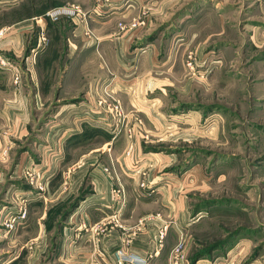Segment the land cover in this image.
<instances>
[{
  "label": "crops",
  "instance_id": "0c3cea01",
  "mask_svg": "<svg viewBox=\"0 0 264 264\" xmlns=\"http://www.w3.org/2000/svg\"><path fill=\"white\" fill-rule=\"evenodd\" d=\"M78 1L76 5L85 10L94 4V0ZM170 5L169 0L147 4L132 0L92 16L90 26L101 38L97 50L85 42L78 20L50 25L49 45L39 51L30 46L33 22L27 15L0 22V28H7L0 38V59L9 63L0 65V78L14 84L12 87L10 82L11 91L3 94L0 110L4 121L0 149L9 147V161L17 141L33 130L36 117L45 113L50 117L43 127V148L38 145L37 153L41 156L38 165L51 169L53 178L45 192L30 202L35 203L27 204L28 217L17 231L22 238H29L20 246L26 250L21 254L24 264H37L41 259L50 231L47 211L71 199L85 184L90 188L82 199L87 202L89 227L87 264H118L114 256L118 249L142 258L144 264H170L178 243L182 242L186 251L192 246L193 230L203 218L192 217L189 197L198 173L192 167L174 173L175 159L161 149L166 143L170 147L180 135L169 130L171 114L161 109L165 99L171 104L172 76L167 68L157 67V49L152 44L145 49L138 45L147 33L145 28L151 27L157 16L163 17ZM143 9L147 10L145 32L138 28L126 35L119 30L117 22L128 23ZM186 87L187 80L179 77L177 88ZM114 100L123 105L124 125L107 112L106 104ZM129 126L134 129L131 148L126 135ZM24 153L23 160L29 155ZM137 157L143 158L139 165L134 164ZM16 163L10 173L4 166L0 168V190L13 185L20 165ZM20 186L14 189L29 191L28 186ZM114 189L121 194L113 193ZM34 206L47 208L33 215L29 210ZM160 230L164 231L162 239ZM13 235L14 231L0 226L3 254L10 253L5 264H17L16 256L8 250Z\"/></svg>",
  "mask_w": 264,
  "mask_h": 264
},
{
  "label": "rangeland",
  "instance_id": "374dc122",
  "mask_svg": "<svg viewBox=\"0 0 264 264\" xmlns=\"http://www.w3.org/2000/svg\"><path fill=\"white\" fill-rule=\"evenodd\" d=\"M144 1L147 4L152 0ZM75 2L79 1H2L0 22L27 15L33 22L29 37L30 46H34L38 28L32 18L56 6L76 5ZM169 2L170 9L163 17L158 19L157 16L151 27L145 28L147 23L142 27L147 33L138 40V45L145 49L152 44L157 49V67L167 68L172 76L171 104L165 99L161 109L171 114L167 119L169 130L180 135L170 147L166 143L161 149L175 159L174 173L189 167L198 173L189 197L195 215L192 217L203 218L193 230L192 246L186 251L183 244V262L264 264V0ZM10 6L14 9H4ZM46 23V32L50 25L56 24ZM48 45L49 42L44 49ZM179 77L187 80L188 87L177 88ZM10 82L0 78V110L3 94L11 91ZM37 118L31 133L17 141L10 161L8 155L5 162H9L0 168L4 166L10 173L16 162L23 161L25 151L24 155L28 153L32 158L33 171L38 168L47 171L50 182L52 171L46 165H38L41 156L37 153L38 145L43 148V127L50 122V117L45 113ZM3 123L0 117V126ZM130 128L133 126L127 130ZM141 160L142 157H137L134 164L139 165ZM15 173L13 187L8 184L5 188L9 189L8 195L7 190H0V204L17 206V213L21 206L26 210L24 219L14 230V243L8 249L16 256L17 264H24L21 254L26 250L20 246L29 238H22L17 231L28 217V205L34 204L30 202L38 196L24 201L13 198L14 193H24L14 188L21 187L20 184L28 186L19 168ZM88 193L90 188L85 184L71 199L47 211V230L50 231L37 264H87L89 227L87 202L82 199ZM113 193L119 194V191L114 189ZM43 198L42 195L44 201ZM36 207L29 210L34 211L33 215L47 208ZM56 217V221L52 219ZM2 240L0 238V264H5L4 259L10 253L3 254Z\"/></svg>",
  "mask_w": 264,
  "mask_h": 264
},
{
  "label": "built area",
  "instance_id": "2783aa9c",
  "mask_svg": "<svg viewBox=\"0 0 264 264\" xmlns=\"http://www.w3.org/2000/svg\"><path fill=\"white\" fill-rule=\"evenodd\" d=\"M8 1V0H0ZM144 1V0H143ZM124 2H132V0H94L93 6L85 10L78 5H60L46 10L45 12L34 16L32 20L35 21V25L38 28L37 31V42L33 46L35 50H42L49 42L47 32H46V22L50 23H58L61 20L70 21L72 24H75L74 20H78L79 24L82 26L81 35L84 38L85 42L93 46L95 50L98 49L99 44L101 42V38L95 33L93 28L90 26V19L92 16H99L108 11H110L115 4H122ZM146 16L147 10L143 9L140 15L137 17H133L130 19L128 23L119 21L117 22V26L120 31L125 32L126 35L132 34L136 29L142 28L146 25ZM7 28L0 29V38L5 34ZM4 58L0 59V65L6 66L9 65L8 61ZM100 105H104L103 102H100ZM106 108L109 109V113L115 119H119L120 124L125 122V115L123 113L122 105L120 101L114 100L113 103L106 104ZM134 129L130 128L126 130L127 137L129 139V148L132 147V138H133ZM9 155V148L3 147L0 149V163L5 162ZM33 162L31 161V157L29 155L25 156V160H23L22 164H20L19 171L21 175L25 178L26 184L28 185L29 191L17 192L14 193L13 198H19L20 201H24V199H31L34 197H40L39 192H44L48 187V182L50 176H46L48 174L47 171H43V169L38 168L36 171H33L32 168ZM38 166V165H34ZM35 173V174H34ZM9 191L7 192L8 195ZM121 192H119V195ZM9 197H12L11 195ZM15 205L4 206L0 204V226L4 227L7 231L13 232L18 223L24 219L26 210L24 207H20L19 213L16 212ZM116 219V217H115ZM159 239H162L164 236V231L160 230L158 233ZM184 246L183 243L180 242L173 249V253L170 259V264H182L184 259ZM115 259L118 264H144V260L139 258L135 254L125 253L122 249H118L115 252Z\"/></svg>",
  "mask_w": 264,
  "mask_h": 264
}]
</instances>
